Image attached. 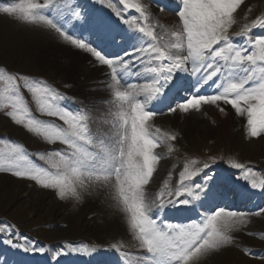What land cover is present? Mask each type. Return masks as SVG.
Segmentation results:
<instances>
[{
  "label": "snow or ice",
  "instance_id": "1",
  "mask_svg": "<svg viewBox=\"0 0 264 264\" xmlns=\"http://www.w3.org/2000/svg\"><path fill=\"white\" fill-rule=\"evenodd\" d=\"M243 3L0 0V15L46 32L103 68L108 90L104 98L69 105L73 98L48 81L0 65V111L49 145L64 146L30 153L5 142L0 173L31 180L61 201H99L124 225L121 237L135 242L113 236L107 247L65 242L49 249L4 224L0 264H26L17 258L24 253H40L43 264H66L70 255L80 264H214L232 250L264 261V250L241 238L264 241V232L249 227L253 216L264 215V173L223 156L185 154L162 183L157 175L165 155L181 151L180 132L162 129L157 116L201 113L204 106L227 115L230 105L244 120L246 139L264 138V14L238 16ZM153 6L172 13L173 22L162 21ZM33 102L41 116L62 124L34 115Z\"/></svg>",
  "mask_w": 264,
  "mask_h": 264
},
{
  "label": "rangeland",
  "instance_id": "2",
  "mask_svg": "<svg viewBox=\"0 0 264 264\" xmlns=\"http://www.w3.org/2000/svg\"><path fill=\"white\" fill-rule=\"evenodd\" d=\"M249 8H251L250 12ZM237 14L240 17L247 16L249 21L258 15L264 14V0H244V3L237 10ZM239 29L240 25L238 24L234 25L231 31H238ZM50 45L62 46L46 32L24 27L13 19L0 15V65H6L10 69L28 74L34 78L44 79L58 90L64 91L66 95L79 101L77 99L78 94L71 91L72 89H63L61 87L62 83L70 81V77L68 74L60 72L63 64L61 59H57L58 54L56 55V52L48 51L46 46ZM38 48H42L41 53L36 51ZM24 95L26 99L30 100V94L26 90ZM30 107L34 115L39 117L40 114L36 111L34 102L30 104ZM213 110L216 115L213 114L214 112L209 106H204L201 113L192 112L188 116L186 115L189 117V125L187 124L185 127L195 131L196 129L200 130V138L195 139L192 135L184 133L185 131H182L184 136L180 133L177 143H181V148L185 151L178 157L172 155V160L169 156L167 161L166 158L161 160L158 166V175L161 183L163 179L167 178V172L172 170L173 164L182 165L185 154L192 158L200 159H206L208 156H223L225 159H233L236 162L253 167L258 172L264 173V151H254L246 146L247 142L254 140L264 143V138L246 139L244 125L243 127L235 125L232 120L229 121L228 116L223 120L222 116L225 114L222 115L216 108H213ZM193 115L197 116L193 118ZM227 115H229L228 111ZM213 116L216 121L213 120ZM42 117L59 121L54 117ZM221 120L224 122L222 125L213 124V122ZM59 122L62 123L61 121ZM200 123L204 124L201 128H199ZM0 128H2L0 131V148L5 147V142L21 143L30 153H34L44 147H46V151H49L52 146L43 141L42 138L36 139L35 134L27 132L22 126L16 125L2 111H0ZM212 128L216 129L215 132H211ZM244 139L246 140L244 141ZM162 161H166L164 166H161ZM218 166L228 167L224 160H220ZM20 179L9 173H0V216H2L0 225H14L24 236H30V240L41 238L54 240L55 236H57L55 230L59 226L67 230V233L64 234L65 238L84 237L89 240H95V238L99 237V241L104 242V239L110 240L115 236L113 227L104 226L98 208L95 209L97 214L90 217L96 216L98 225L101 226L96 228L104 229V231L92 232L84 230L85 235L82 236V230L78 228L79 226L76 225V220L73 218V208L63 202H56L53 208L48 207L50 199L56 200V196L53 192L42 187H39L40 190L30 188L36 186L31 180H29V184L25 183L27 188L31 189L30 196L21 197L17 202L11 203L10 200H13V188L10 186L20 181ZM54 209L56 210L53 211ZM50 220L52 222H49ZM249 227L254 232H264V215L253 216ZM241 238L243 243L252 249L264 247V241L259 240L258 237L242 236ZM220 264H264V261L245 257L239 250H232L228 252L224 262Z\"/></svg>",
  "mask_w": 264,
  "mask_h": 264
},
{
  "label": "bare ground",
  "instance_id": "3",
  "mask_svg": "<svg viewBox=\"0 0 264 264\" xmlns=\"http://www.w3.org/2000/svg\"><path fill=\"white\" fill-rule=\"evenodd\" d=\"M55 41L54 39H52ZM48 48V51L50 52H56L55 54L57 55V59H61V63L63 64L62 69L60 72L63 74H68L70 77V81L74 84L73 89L77 90L80 87L82 88L83 92L82 95L85 98L92 97V96H106V90L103 89L104 83L102 82L101 74L103 72V68H93L88 65L87 60L85 56L81 55L78 52H73L66 48L64 45H50L46 46ZM38 53L42 52V48H38L36 50ZM65 67V68H64ZM78 87V88H77ZM80 91V90H79ZM217 109V108H216ZM226 110H229V115H224L222 113L223 120L228 116L229 121L232 120V123L235 125L241 126L242 124V119L237 117L234 114V110L231 109V106H226ZM212 112L214 110L212 109ZM216 115V112L213 113ZM174 116V117H173ZM173 116H169V118H166L163 123L171 124L173 128L181 129L182 131H185L184 133L192 135L195 139H199L201 135V131L196 129L192 130L189 129L188 127H185L188 124L189 117L183 114H175ZM192 116V115H191ZM197 115H193V118ZM173 117V118H172ZM213 120L216 121L215 117L213 116ZM223 120L219 122H213V124L217 123L218 125H222L224 122ZM165 123V124H166ZM189 125V124H188ZM204 124L200 123L199 128L203 127ZM215 128L211 129V132H215ZM260 139V138H259ZM246 139H244L245 141ZM246 146L254 151H264V143L261 141H249L246 143ZM24 184L22 183H14L11 188H13V200L10 202H17L21 197H26L29 195V192L31 190H27L26 186H23ZM8 195V194H7ZM54 200H50V203H53ZM99 202V201H98ZM37 204V203H35ZM93 203H90L89 206H92ZM35 210V209H34ZM54 209L53 211H55ZM96 212L91 211L90 209L86 208L83 212L78 213L75 217L74 220H76V225H78L79 229L81 230H88L92 232H99V231H104V229H97L100 228L101 226L98 225V219L96 217L90 218L89 215H94ZM106 214V213H105ZM51 219V218H50ZM104 226L105 227H120V234L124 232V225L120 220L114 216H110L106 214V218L103 220ZM97 227V228H96ZM55 232L58 235L59 241H61L62 234L65 232V230H55ZM228 255V252L222 256L217 258V260L214 262V264H220L223 263L226 256Z\"/></svg>",
  "mask_w": 264,
  "mask_h": 264
}]
</instances>
